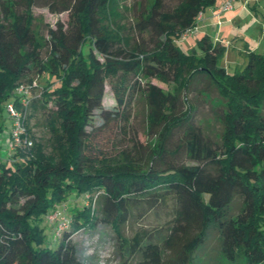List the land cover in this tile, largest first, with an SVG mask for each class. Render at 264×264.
Listing matches in <instances>:
<instances>
[{"label": "trees", "instance_id": "obj_1", "mask_svg": "<svg viewBox=\"0 0 264 264\" xmlns=\"http://www.w3.org/2000/svg\"><path fill=\"white\" fill-rule=\"evenodd\" d=\"M223 2L140 0L130 10L124 0H0V118L10 102L34 143L7 145L6 156L0 145V264H84L73 237L101 223L122 264H264V54L248 50L230 74L219 64L225 45L210 35L190 53L175 43ZM34 8L74 10L77 33L41 35ZM156 78L174 87L154 90ZM108 83L114 109L103 105ZM213 94L220 134L203 128L194 103ZM139 97L152 144L115 154ZM38 110L48 112L47 140L28 125ZM80 197L90 203L57 237L58 216L49 238L51 214Z\"/></svg>", "mask_w": 264, "mask_h": 264}, {"label": "rangeland", "instance_id": "obj_2", "mask_svg": "<svg viewBox=\"0 0 264 264\" xmlns=\"http://www.w3.org/2000/svg\"><path fill=\"white\" fill-rule=\"evenodd\" d=\"M140 0H124V5L133 10L135 2ZM237 8L240 11V15L236 18L234 23L225 22L224 16L221 23L208 31L199 29L195 32L184 36L180 39H176V45L184 52L190 53L193 50H198V41L205 34L210 35L215 41L222 42L226 47L224 57L220 60V65L225 67L230 74H234L237 70L242 69L247 62V52L251 50L253 52L264 54V0H235L233 9ZM33 15L35 17L36 29L41 35H46L48 28L54 29L57 33L64 32L67 39L75 36L78 31V24L75 17L74 10L68 13L53 15L47 9L34 8ZM132 20L133 13L128 14ZM234 15V14H233ZM225 22V23H224ZM150 84L154 90L163 89L165 91L170 90L174 85H170L166 81L156 78L151 79ZM42 89L36 91L38 95ZM217 94H213L208 98L196 99L194 103H197L198 111L197 115L203 128L211 134H220V126L215 121L211 107L213 105L220 104V101L216 100ZM214 99L213 105H211ZM10 102H7L3 106L2 121L3 132L0 134V145L2 148V155L6 156L8 135L12 129V120L10 119L7 107ZM23 103V101L21 102ZM211 103V104H210ZM105 109H114L116 107V101L114 93L107 84L105 97L103 101ZM214 107V106H213ZM52 104H49L48 109H52ZM47 113L44 110H38L33 112L34 116L29 121L28 125L36 139L47 140L49 133L46 128ZM102 123V120L97 116L94 120V126H98ZM139 141L143 145V151H148V144H152L153 138L148 135L147 131V107L144 97H139L132 108V121L131 131L126 133L120 132L113 144L112 152L117 154L118 152L131 147V144ZM90 203V200L84 198H70L65 204L60 206L56 212H53L48 220L47 234L49 238L54 235V224L56 218L60 215H64L65 218L62 224H60L55 235L58 237L62 233L63 229L67 228L68 218L71 211L74 208H83ZM66 208H65V207ZM155 221L154 217H150L147 222L153 225ZM141 224V223H139ZM148 224V223H147ZM137 223L130 225L126 228V236H131L134 230L137 228ZM76 244L78 257L84 264H122L123 258L119 252L117 238L111 227L101 223L95 230H81L73 237Z\"/></svg>", "mask_w": 264, "mask_h": 264}, {"label": "built area", "instance_id": "obj_3", "mask_svg": "<svg viewBox=\"0 0 264 264\" xmlns=\"http://www.w3.org/2000/svg\"><path fill=\"white\" fill-rule=\"evenodd\" d=\"M234 2H235V0H225L219 8L212 9V11L217 16H220L225 12L233 10ZM202 16L203 15L201 14L199 17V21L202 20ZM191 33H193V32H191ZM191 33H189V34H191ZM189 34H187L186 36H188ZM21 91H23V89H21L20 92ZM23 102L25 103L24 100H23ZM7 109H8L10 117L13 118L15 121L14 125H13L14 130L12 133L13 138L8 143L9 149L14 150L17 146H21V145L25 146L26 148H32L34 145L32 139H30L29 137H26V136L23 138V135L26 131H25L23 122L21 120L20 113L17 111V109L14 107V105H9L7 107Z\"/></svg>", "mask_w": 264, "mask_h": 264}, {"label": "crops", "instance_id": "obj_4", "mask_svg": "<svg viewBox=\"0 0 264 264\" xmlns=\"http://www.w3.org/2000/svg\"><path fill=\"white\" fill-rule=\"evenodd\" d=\"M223 2V0H220V4ZM243 9V8H242ZM241 9V10H242ZM237 10V8H234L231 11L225 12L220 16H217L212 9H207L202 16V20L199 23L198 28L208 31V29L215 27L219 23H221V20L224 18L225 15L230 14L228 17H226L227 20L225 22L228 23H234L236 21V18L241 14L240 11ZM234 14V15H233ZM224 22V23H225Z\"/></svg>", "mask_w": 264, "mask_h": 264}]
</instances>
